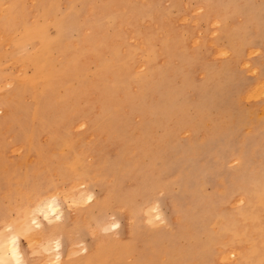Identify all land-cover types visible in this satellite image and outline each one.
Instances as JSON below:
<instances>
[{
  "label": "rangeland",
  "instance_id": "obj_1",
  "mask_svg": "<svg viewBox=\"0 0 264 264\" xmlns=\"http://www.w3.org/2000/svg\"><path fill=\"white\" fill-rule=\"evenodd\" d=\"M38 1H0V17L22 6L20 18L0 23V108L10 111L4 120L0 110V227L22 224L26 209L57 195L64 256L131 240L134 253L102 264H231L238 252L264 264V220L257 228L247 218L264 203V0H51L46 11ZM63 14L82 17L64 35L54 22ZM112 97L106 137L94 118ZM141 173L162 186L139 189ZM77 184L102 206L68 207ZM158 202L162 218L150 211ZM35 237L39 253L21 236L26 260L49 264ZM236 241L244 248L229 246Z\"/></svg>",
  "mask_w": 264,
  "mask_h": 264
},
{
  "label": "bare ground",
  "instance_id": "obj_2",
  "mask_svg": "<svg viewBox=\"0 0 264 264\" xmlns=\"http://www.w3.org/2000/svg\"><path fill=\"white\" fill-rule=\"evenodd\" d=\"M1 1V0H0ZM36 1V0H35ZM101 2H103V1H105V0H100ZM12 2V1H11ZM39 3V7L41 8V10L42 11H46L47 10V8L49 7V5H51V3H52V1L51 0H39L38 1ZM96 2L94 1V4H95ZM9 4V3H8ZM97 4V3H96ZM6 5V4H5ZM4 5V6H5ZM0 8H1V6H0ZM6 9V8H5ZM4 9V13H2V15H1V17H0V23L2 24L3 22H4V19H8V20H10V19H13V18H18L19 16H20V13H21V11H22V6H21V4H20V2H14V4H13V7H11V8H9L8 10H5ZM230 9V8H229ZM144 10V9H143ZM145 11V10H144ZM25 12V11H24ZM48 12V11H47ZM46 12V13H47ZM34 13H36V12H34ZM142 13V12H141ZM140 13V14H141ZM22 14V13H21ZM26 14V13H25ZM32 14V13H31ZM139 14V15H140ZM206 14V13H205ZM229 14V13H228ZM48 15V14H47ZM68 15V14H67ZM66 14H63V16L61 17V16H59V17H61V18H56L55 20H54V22H55V24L57 25V26H59V30H60V32L62 33V35H64L63 34V31L65 30V28L66 27H71L72 25H74L75 23H78L77 25H80L81 24V22H80V20L82 19V17L81 16H79V17H76V18H79V19H76L75 21H74V23L73 22H71L70 20H69V17L67 16ZM227 15V14H226ZM228 16V15H227ZM135 17H136V15H135ZM221 17V16H220ZM20 18V17H19ZM34 18V17H33ZM224 18H226V17H224ZM131 19V18H130ZM136 19V18H135ZM18 20V19H17ZM129 20V19H128ZM127 20V21H128ZM40 21V20H39ZM18 24V23H17ZM3 25V24H2ZM20 25V24H19ZM48 25V24H47ZM24 26V25H23ZM43 26V25H42ZM75 26H76V24H75ZM38 27V26H37ZM6 28V27H5ZM21 28H23V27H21ZM20 28V29H21ZM75 28H77V27H75ZM1 29V28H0ZM45 30V29H44ZM48 30V29H47ZM154 30H155V27H154ZM22 31H23V29H22ZM228 31H229V29H228ZM149 32V31H148ZM147 32V33H148ZM17 33V32H16ZM44 32H42V35L41 36H43L44 34H43ZM2 33H0V35H1ZM19 34V33H18ZM48 34V33H47ZM224 34V33H223ZM15 37L17 36V35H14ZM38 37H40L39 35H37ZM53 36H54V34H53ZM156 36V35H155ZM158 36V35H157ZM229 36H230V33H229ZM3 37V36H2ZM13 37V36H12ZM44 37H45V35H44ZM147 37V36H146ZM162 37H165V36H162ZM1 38V37H0ZM57 38V37H56ZM18 39V38H17ZM42 39V38H41ZM160 39V38H159ZM158 39V40H159ZM227 39V38H226ZM6 40V39H5ZM8 40V39H7ZM1 42V41H0ZM10 42V41H9ZM42 42V41H41ZM156 42V41H155ZM7 43V42H6ZM12 43H13V41H12ZM38 43V42H37ZM158 43V42H157ZM165 43H167V42H165ZM9 44H11V43H9ZM76 44V43H75ZM74 44V45H75ZM17 45L18 46H20V44H18L17 43ZM150 45V44H149ZM159 45V44H158ZM13 46V45H12ZM40 46H41V44H40ZM153 46V45H152ZM14 47V46H13ZM12 47V48H13ZM37 47H39V44H38V46ZM149 47V46H148ZM156 47V46H155ZM168 47V48H167ZM47 48V46H46V44H44V50ZM147 48V47H146ZM175 47H174V45H171L170 43H167L166 44V47H165V49L164 50H166L167 52H170L171 53V51H174L175 49H174ZM15 49H17V48H15ZM144 49H145V47H144ZM143 49V50H144ZM4 50V49H3ZM95 50V49H94ZM163 50V51H164ZM179 50H180V48H179ZM3 52V51H2ZM5 52V51H4ZM22 53V52H21ZM48 53H50V51H49V48L47 49V52L43 55V56H46ZM122 53V52H121ZM136 53V52H135ZM159 54H161V53H159ZM158 53H157V55H159ZM41 54H39V52L37 51V56H40ZM127 55V54H126ZM43 56H40V57H43ZM160 56V55H159ZM61 57V56H60ZM131 57H132V55H131ZM134 57V56H133ZM156 57V56H155ZM121 58H124V57H121ZM120 57L119 58H117V59H120V60H122ZM137 58V57H136ZM152 59V58H151ZM10 60V59H9ZM126 60V59H125ZM124 60V61H125ZM11 61H13V60H11ZM117 61V60H116ZM115 61V64L117 63ZM128 61V60H127ZM129 61H130V59H129ZM126 62V61H125ZM161 62H163V60H161ZM130 64V63H129ZM129 64H126V65H129ZM163 64V63H162ZM23 66V65H22ZM21 66V67H22ZM144 66V65H143ZM143 66H142V69H143ZM109 67V66H108ZM160 67V66H159ZM145 70H146V68H145ZM18 72V71H17ZM23 73V72H22ZM22 75V74H21ZM24 75V74H23ZM141 76H143V75H141ZM7 77H8V75H7ZM6 77V78H7ZM128 77V76H127ZM5 78V79H6ZM137 79L139 78V77H136ZM1 79H3V78H1ZM14 79H16V77L14 78ZM20 80H21V78H19ZM127 79H129V78H127ZM137 79H135V80H137ZM144 79V78H143ZM142 79V80H143ZM264 79V78H263ZM9 80V79H8ZM23 80H25V79H22L21 81H23ZM126 80V79H125ZM124 80V81H125ZM140 80V79H139ZM138 80V81H139ZM141 80V81H142ZM10 81V80H9ZM9 81L7 82V83H9ZM16 81H17V79H16ZM119 81H121V80H119ZM123 81V80H122ZM12 82L14 83L15 81L14 80H12ZM12 83V84H13ZM11 84V83H10ZM17 84V83H16ZM36 84V83H35ZM4 85H6V83L4 84ZM3 85V86H4ZM9 86V85H8ZM11 86V85H10ZM14 86V85H13ZM5 87V86H4ZM12 87V86H11ZM21 87V86H20ZM120 87V86H119ZM118 87V88H119ZM264 87V86H263ZM32 88V87H31ZM264 89V88H263ZM122 90V89H121ZM34 90L32 89V92H33ZM15 93V92H14ZM57 95V94H56ZM31 99V98H30ZM148 101V100H147ZM118 102V98H115V97H112V99L111 100H109V102H107L106 104H104L103 106H102V113H98L97 115H96V117L94 118V128H95V130L97 131V133H100V134H102L103 136H106L107 137V135L109 134V131L108 132H103L102 130H101V127H102V125H103V122L104 121H106V119L109 117V115H110V113L108 114H105V112H106V110H109V111H111V110H113V109H115V108H117V103ZM1 106V105H0ZM61 106V105H60ZM2 107H4L6 110L4 111V116H3V119L5 120V118H7V117H9L10 116V111H9V107H7V105L6 104H4ZM1 107V108H2ZM1 108H0V110H1ZM13 109V108H12ZM1 112V111H0ZM2 113V112H1ZM5 117V118H4ZM17 117H18V115H17ZM68 117H69V115H68ZM12 122V121H11ZM14 122V121H13ZM81 122H82V120H81ZM84 122V121H83ZM82 122V123H83ZM3 123H4V121H3ZM2 123V124H3ZM7 123H9V122H7ZM6 123V124H7ZM11 124V123H10ZM10 124H8V126L10 125ZM1 125V124H0ZM81 125V124H80ZM96 125V126H95ZM4 127L6 126V125H3ZM82 126V125H81ZM80 126V128H82ZM79 127V126H78ZM1 128V127H0ZM8 129H9V127H8ZM76 129V128H75ZM0 133H1V130H0ZM105 133V134H104ZM3 134H5V133H1V136L3 135ZM12 134H13V132H12ZM7 135V134H6ZM47 136V135H46ZM9 137V136H8ZM12 137H13V135H12ZM5 138V137H4ZM46 138H48V137H46ZM3 139V138H2ZM8 140H10V138L9 139H7V141ZM0 141H1V139H0ZM46 141V140H45ZM88 141V140H87ZM86 141V142H87ZM2 142H3V140H2ZM9 143V142H8ZM191 143V142H190ZM13 144V143H12ZM174 144V143H173ZM0 145H1V143H0ZM20 145H22V144H20ZM180 145V147L182 146V144H179ZM23 147H25L26 145L24 144V145H22ZM13 147V146H12ZM80 149H82V147L80 148ZM13 150H15V149H13ZM53 151H55V150H53ZM117 151V150H116ZM133 151H135L134 150V148H133V150H132V152ZM116 153V152H115ZM2 154V153H1ZM23 154V153H22ZM24 155V154H23ZM25 157H28L27 156V154H26V156ZM34 157V156H33ZM33 157H31V158H33ZM90 158H92L91 156H89ZM7 158H9V157H7ZM35 158H38V157H35ZM127 158V157H126ZM216 158V157H215ZM13 159V158H12ZM9 160V159H8ZM28 160V159H27ZM32 160V159H31ZM138 160V159H137ZM13 161V160H12ZM17 162H19V161H17ZM23 162V161H22ZM22 162H19V163H21V165L20 166H22ZM30 162V161H29ZM28 162V163H29ZM32 162V161H31ZM36 162V161H35ZM27 163V162H26ZM26 163H24V164H26ZM18 164V163H17ZM134 165V164H133ZM183 165V164H182ZM15 167H16V165H15ZM57 167V166H56ZM55 167V168H56ZM165 167V166H164ZM14 168V167H13ZM258 168V167H257ZM15 169V168H14ZM43 169V168H42ZM41 169V170H42ZM100 170V169H99ZM14 171V170H13ZM35 171V170H34ZM56 172V171H55ZM96 172H98V170L96 171ZM141 171H139L138 173H140ZM186 172V171H185ZM95 173V172H94ZM155 173V172H154ZM179 173V172H178ZM184 172L183 171H181L180 172V174H183ZM12 174V173H11ZM13 174H14V172H13ZM12 174V175H13ZM33 174H36V171H35V173H33ZM32 174V175H33ZM177 174V173H176ZM58 176V175H57ZM263 176H264V174H263ZM140 177H141V180L139 179V178H137V181L139 182V180H140V182L144 185L145 183H147L145 186H141L142 184L140 183V184H138V188L140 189V188H148V186H149V188H152V187H158L159 185L160 186H162V184H161V181H159V182H155V181H153L152 183H150V180H151V178L150 177H148V176H146L145 174H140ZM18 178V177H17ZM21 178V177H20ZM57 178V177H56ZM93 178V177H92ZM154 178V177H153ZM257 178V177H256ZM11 178L9 177V180H10ZM82 179H84V178H82ZM74 180V179H73ZM78 180V179H77ZM93 180V179H92ZM110 180V179H109ZM108 180V181H109ZM232 180V179H231ZM263 180V179H262ZM88 181H89V179H88ZM232 181H234V180H232ZM9 182V181H8ZM18 182V181H17ZM85 182V181H84ZM90 182V181H89ZM89 182H87V184L89 183ZM166 182V181H165ZM73 183V182H72ZM10 184V186H11V182L9 183ZM8 184V185H9ZM81 184H82V181H81ZM81 184H77L78 186L79 185H81ZM153 184V185H152ZM241 184V183H240ZM18 185V184H17ZM17 185H16V187H17ZM76 185V186H77ZM84 185H85V183H84ZM186 185V184H185ZM88 186V185H87ZM166 186H169V185H166ZM15 187V188H16ZM79 187H81V186H79ZM84 187V186H83ZM170 187V186H169ZM21 188V187H20ZM82 188V187H81ZM148 188V189H149ZM249 188V187H248ZM264 187H262V189H263ZM12 189V188H11ZM261 189V190H262ZM107 190V189H106ZM8 191H10V190H8ZM19 191H20V189H19ZM26 191V190H25ZM55 191H58V190H54L53 192L55 193ZM60 191V190H59ZM61 191H63V189H61ZM133 191L136 193V190L133 188ZM245 191V190H244ZM23 192V191H22ZM28 192V191H27ZM52 192V191H51ZM64 192V191H63ZM78 192V191H77ZM140 192V191H139ZM262 192V191H261ZM17 193H18V191H17ZM26 193V192H25ZM29 193V192H28ZM58 192H56V194H57ZM242 193H243V191H242ZM241 193V194H242ZM49 194V193H48ZM152 194V193H151ZM24 195V194H23ZM26 195V194H25ZM29 195V194H28ZM66 197H68L69 196V194L67 193V194H64ZM68 195V196H67ZM72 195V194H71ZM70 195V196H71ZM137 195V194H136ZM244 195V194H243ZM251 195H253V194H251ZM2 196H3V194H2ZM9 196V195H8ZM44 196V195H43ZM73 196V195H72ZM76 196V195H75ZM104 196V195H103ZM29 197V196H28ZM19 198V197H18ZM22 198V197H21ZM31 198V197H30ZM105 198H106V196H105ZM104 197H103V200L105 199ZM116 198H118L119 199V195L116 197ZM37 199V198H36ZM39 199V198H38ZM43 200H41L40 202H38V203H35L34 204V206H32V207H30L28 210L26 209L25 211H27L28 212V215H27V218H29L28 220H26V221H24V222H22V224L20 225V224H18V226H16L15 225V223H5L4 225H2L1 227H0V230H4V232H3V234H2V236H0V264H30L29 262H28V260H26V257L24 256V255H26V254H24L23 253V251H22V248H21V236L24 234L25 235V233H26V235L28 236V238L30 239V241H31V247H32V250H33V252L34 251H37L38 252V250H35V247L37 246V245H35L36 244V241L39 243V240H37V237H35L36 239H34V236L35 235H40V236H42L43 237V242L41 243L42 245H40V250L42 251V252H44V253H46L47 254V256H50L49 258V260L47 261V262H49V264H88V263H91V264H102L104 261L106 262L107 260H110V262L112 263L113 261V259H121V258H125V256L126 255H128V254H131V253H134V251H135V249H136V246L134 245V243L130 240V242L129 243H127V244H125L126 246H123V245H121V244H119L118 242L117 243H115V244H113V243H107L106 245H105V247L103 246L105 243V241L103 242L102 240L100 241V242H102V243H104L103 245H101V244H98L97 245V248L95 249V251L93 252H89V248L87 249V254L86 255H78V256H76V254L78 253L77 252V250L74 248V249H72V251H70V249H69V251H68V253H66L65 254V256H64V254H63V249H64V246H63V238H62V236L64 235V232H65V228H66V225H63V223H62V220H63V218L66 216V214H65V211H64V206H63V204H62V202L60 201V199H59V197L57 196V195H48V196H46V197H44V198H42ZM63 199H64V197H63ZM70 201H67V203L69 204V205H67L68 207H71V206H77V204H79L82 200L83 201H86V203H88V205H91L90 207H89V209L88 210H91V209H93V208H100L101 206H102V203H103V201L101 200V197H100V195H98L97 194V192H95L92 188H86V189H83L82 188V190H79V192H78V195H77V197H72V198H68ZM68 199H66V200H68ZM77 199H79L80 200V202L77 200ZM246 199V198H245ZM262 199V198H261ZM260 199V200H261ZM29 200V199H28ZM167 200V199H166ZM170 200H172V199H170ZM254 200V199H253ZM257 200V199H256ZM259 200V201H260ZM23 201V200H22ZM39 201V200H38ZM82 201V202H83ZM134 201V200H133ZM35 202V201H34ZM37 202V201H36ZM173 202V201H172ZM175 202H177V201H175ZM180 202V201H179ZM5 203H9V201L8 202H5ZM23 203V202H22ZM25 203V202H24ZM84 203V202H83ZM83 203H80V204H83ZM14 204V203H13ZM85 204V203H84ZM20 205H23V204H20ZM87 205V204H86ZM173 205V204H172ZM147 206V205H146ZM153 206V205H152ZM174 206H175V204H174ZM135 207V206H134ZM138 207H140V206H138ZM137 207V208H138ZM142 207V206H141ZM141 207H140V209H141ZM160 207H161V203L160 202H158L157 204H155V206H153L151 209H150V211L152 210V211H155L154 213L156 214V217L157 216H159L160 218H162L163 216H164V214H163V211L160 209ZM11 208V207H10ZM14 208V207H13ZM24 208V207H23ZM75 207H73V209H74ZM176 208V207H175ZM174 208V209H175ZM71 209H72V207H71ZM132 209V208H131ZM242 209V208H241ZM243 209H244V207H243ZM133 210V209H132ZM132 210H130V212L132 211ZM248 210V209H247ZM93 211V210H92ZM95 211V210H94ZM243 211V210H242ZM172 212V211H171ZM83 213H85V212H83ZM95 213V212H94ZM140 213V212H139ZM173 213V212H172ZM73 214V213H72ZM181 214V213H180ZM90 215V214H89ZM153 215V214H152ZM176 215V214H175ZM83 216H84V214H83ZM87 216V215H86ZM171 216H173V215H171ZM207 216V215H206ZM158 217V218H159ZM11 218V217H10ZM87 218H90V217H88L87 216ZM86 218V219H87ZM157 218V219H158ZM242 218H244V217H242ZM247 218L248 219H250L251 221H252V226L254 227L256 224V227L257 228H260V223H259V221H257V220H264V203H262V202H259V204H257V206H255V208L252 210V212L250 213L249 212V214H248V216H247ZM75 219H76V217H75ZM79 219V218H78ZM7 220V219H6ZM6 220H4V221H6ZM165 219L163 218V221H164ZM2 221V220H1ZM0 221V222H1ZM13 221V220H12ZM91 221H92V219H91ZM162 221V220H161ZM160 221V222H161ZM248 221V220H247ZM246 221V222H247ZM113 222V221H112ZM116 222H118V221H115L114 220V224L116 223ZM241 222H242V219H241ZM62 223V224H61ZM93 223V222H92ZM103 223V222H102ZM108 223H110V222H108ZM164 223V222H163ZM180 223V222H179ZM245 223V222H244ZM99 224V223H98ZM117 224V223H116ZM115 224V225H116ZM246 224V223H245ZM244 224V225H245ZM1 225V224H0ZM110 225H112L111 223H110ZM109 225V226H110ZM72 226V225H71ZM74 226V225H73ZM77 226V225H76ZM83 226V225H82ZM87 226V225H86ZM118 226V225H117ZM262 226V228L264 229V225H261ZM79 227V226H78ZM94 227L95 226H93V230H95L94 229ZM98 227H100V226H98ZM107 227V226H106ZM252 227V228H253ZM82 228V227H81ZM83 228H85L84 226H83ZM87 228H88V226H87ZM103 228H104V226H103ZM110 228V227H109ZM70 229V228H69ZM107 228H105L104 230H106ZM32 230H34V232L32 231ZM75 230H76V228H75ZM77 230H79V229H77ZM69 231V230H68ZM79 232V231H78ZM94 232H97V231H94ZM132 232V231H131ZM131 232H130V235H131ZM150 232V231H149ZM29 235H28V234ZM129 233V232H128ZM35 234V235H34ZM79 234V233H78ZM233 234V233H232ZM133 236V235H132ZM155 236V235H154ZM228 236V235H227ZM81 238V237H80ZM106 239V238H105ZM129 239V238H128ZM221 239V238H220ZM238 240V239H237ZM35 242V244H34V242ZM41 241V240H40ZM106 241H107V239H106ZM118 241V240H117ZM128 241V240H127ZM223 241H224V239H223ZM82 242V241H81ZM115 242V241H114ZM120 242H122V240H120ZM124 242V241H123ZM37 243V244H38ZM96 243H98V242H96ZM246 243V242H245ZM247 243H248V241H247ZM251 243H252V240H251ZM72 244V243H71ZM244 243H243V241H236V242H232V244H229V246L230 247H233V248H237V247H241V248H244L243 245ZM138 245V244H137ZM74 246V245H73ZM140 246V245H139ZM221 246V245H220ZM224 246V245H223ZM228 246V247H229ZM38 247V246H37ZM138 247V246H137ZM215 247V246H214ZM222 247V246H221ZM247 247V246H246ZM71 248V247H70ZM102 248V249H101ZM152 248V247H151ZM150 248V249H151ZM220 248V247H219ZM253 248H254V244L252 243L251 244V246H248V249H249V251L250 252H252V250H253ZM260 248H263L261 245H260ZM140 249V248H139ZM39 250V251H40ZM137 250H138V248H137ZM229 250V249H228ZM139 251V250H138ZM142 252V251H141ZM144 252V251H143ZM217 252V251H216ZM39 253V252H38ZM101 253L103 254L102 256H101ZM180 253V252H179ZM233 253H237L236 252V250H231V253H229V254H226V252H224V254H222L223 255V257H232V256H230V254H233ZM34 254V253H33ZM176 254V253H175ZM244 253H241V252H238V255L236 256V259L235 260H233V262L231 263V264H245L244 263V260L246 261V256H245V254L243 255ZM234 255V254H233ZM236 255V254H235ZM248 255V254H247ZM262 255H264V252H263V254H259V257H258V259H260L261 257H262ZM63 256H64V258H66V256H71V259L70 260H68V261H65V262H63ZM149 256V255H148ZM257 256V255H256ZM183 257V256H182ZM176 258V257H175ZM198 258V257H197ZM209 259H211V258H209ZM249 260V259H248ZM60 263H59V262ZM193 261V260H192ZM197 261V260H196ZM206 261V260H205ZM209 261V260H208ZM250 261V260H249ZM172 262V261H171ZM176 262H179L180 263V261H176ZM247 262V261H246ZM178 263V264H179ZM186 263V262H185ZM250 263V262H249Z\"/></svg>",
  "mask_w": 264,
  "mask_h": 264
}]
</instances>
